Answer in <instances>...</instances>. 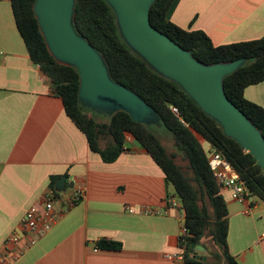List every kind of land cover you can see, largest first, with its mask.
<instances>
[{
	"label": "crops",
	"instance_id": "crops-1",
	"mask_svg": "<svg viewBox=\"0 0 264 264\" xmlns=\"http://www.w3.org/2000/svg\"><path fill=\"white\" fill-rule=\"evenodd\" d=\"M167 17L184 29L203 30L215 45L264 38V0H175ZM245 97L264 107V81L248 86ZM202 143L208 153L211 144ZM126 148L110 163L91 149L50 78L32 61L12 1L0 0V264H201L191 259L197 256L223 264L211 260L207 238L185 259L168 257L186 252L179 243L181 202L162 168L130 133ZM78 188L83 199L35 245L17 259L4 250L8 236L21 230L23 215L47 192H58L56 205L64 206ZM221 191L229 210V251L239 264H264V201L251 195L243 203ZM141 208L167 213L146 215L138 213ZM101 239L122 248L100 249ZM27 243L28 236L21 246Z\"/></svg>",
	"mask_w": 264,
	"mask_h": 264
},
{
	"label": "trees",
	"instance_id": "trees-1",
	"mask_svg": "<svg viewBox=\"0 0 264 264\" xmlns=\"http://www.w3.org/2000/svg\"><path fill=\"white\" fill-rule=\"evenodd\" d=\"M11 1L32 61L50 78L53 91L62 98L69 117L86 134L91 149L98 152L103 161L114 162L127 150L126 135L130 133L162 168L181 202L184 224L189 230L185 256H191L192 242L199 244L204 238H210L216 248L212 252L216 261L239 264L229 251L227 202L202 142L207 141L219 150L246 181L250 194L264 201V172L253 155L245 152L235 139L226 136L219 122L206 114L179 84L159 75L126 44L115 12L106 0H77L76 32L103 55L114 81L137 93L157 112L164 127L172 133L176 148L188 160V169L176 162V155L168 152L147 124L134 121L128 112L120 110L111 114L107 121L94 118L79 99V71L59 63L47 47L33 9L36 0ZM174 1H154L150 11L152 25L191 51L203 64L245 59L237 71L225 77L224 89L228 98L264 135V107L245 97L248 86L264 81V38L215 45L203 30H187L168 19L167 12ZM171 106L179 109L188 126L181 123ZM103 139L108 140L105 146L101 145ZM54 184L55 181L53 187ZM96 245L100 249L122 248L120 242L108 239H101ZM191 259L201 264H214Z\"/></svg>",
	"mask_w": 264,
	"mask_h": 264
},
{
	"label": "water",
	"instance_id": "water-1",
	"mask_svg": "<svg viewBox=\"0 0 264 264\" xmlns=\"http://www.w3.org/2000/svg\"><path fill=\"white\" fill-rule=\"evenodd\" d=\"M106 1L115 12L126 44L159 75L179 84L206 114L219 122L226 136L253 155L264 172V135L224 89L225 77L237 71L245 59L203 64L191 51L152 25L150 11L155 0ZM76 3L77 0H36L33 9L51 55L59 63L79 71L80 102L110 114L126 111L134 121L145 124L161 122L144 99L111 78L103 55L76 32ZM65 180V176L58 180L59 191L63 190ZM199 247L192 242L190 251L193 253Z\"/></svg>",
	"mask_w": 264,
	"mask_h": 264
},
{
	"label": "built area",
	"instance_id": "built-area-1",
	"mask_svg": "<svg viewBox=\"0 0 264 264\" xmlns=\"http://www.w3.org/2000/svg\"><path fill=\"white\" fill-rule=\"evenodd\" d=\"M171 110L177 114L181 123L188 126L186 121L180 116L179 109L176 106H171ZM208 160L213 175L218 181L219 186L222 189H226L230 192L231 198L239 202H246L251 196L247 187L246 181L241 177L237 169L232 163L224 157V155L214 148L212 145L208 149ZM83 190L78 188L75 190V194L69 199L64 206L56 205L61 201L59 193L56 191H49L45 194L42 203L33 205L21 218L20 231L8 236L5 240L4 250L10 253L13 259H17L27 247L35 245L38 239L48 231H50L56 224L59 216L67 211L69 208L75 206L80 200L83 199ZM174 206L177 202L174 199H170ZM253 207H248L246 212H251ZM129 211L135 213L137 210L129 208ZM141 214H161L167 213V210H159L153 208H141L138 210ZM28 236V243L24 247L21 246V242L24 237ZM189 236V230L183 224L181 228V234L179 235V243L184 249L187 245V238ZM169 258L185 259V252H180L174 255H169Z\"/></svg>",
	"mask_w": 264,
	"mask_h": 264
},
{
	"label": "rangeland",
	"instance_id": "rangeland-1",
	"mask_svg": "<svg viewBox=\"0 0 264 264\" xmlns=\"http://www.w3.org/2000/svg\"><path fill=\"white\" fill-rule=\"evenodd\" d=\"M82 105L86 109V111L90 115H92L94 118H96L98 120H102V121L109 120L110 115H111L110 113L99 111L100 109H93L86 104H82ZM147 125L152 129V131H154L158 135V137L160 138L162 143L165 145L168 152L176 155V157H175L176 162L178 164L182 165L184 168L188 169V166H189L188 160H185L183 158L182 153L176 148L172 133L164 127L163 123L153 121L152 123H149ZM198 136L201 139V136L200 135H198ZM107 142H108V140H107ZM203 142H205V141L203 140ZM170 190L174 191L175 189L173 186H171ZM206 242L209 244V254L212 255V252L215 251L216 248H215V246H214V244L210 238H207ZM211 260H215L213 258V256H212Z\"/></svg>",
	"mask_w": 264,
	"mask_h": 264
}]
</instances>
